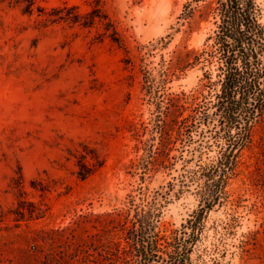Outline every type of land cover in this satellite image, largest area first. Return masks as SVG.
I'll use <instances>...</instances> for the list:
<instances>
[{
  "label": "rangeland",
  "instance_id": "rangeland-1",
  "mask_svg": "<svg viewBox=\"0 0 264 264\" xmlns=\"http://www.w3.org/2000/svg\"><path fill=\"white\" fill-rule=\"evenodd\" d=\"M90 1L37 4L49 9L66 3L84 12ZM210 1L216 5L100 0L120 34L118 46L97 39L98 27L50 23L36 8L27 13L23 4L0 0V264H121L123 255L114 254L125 242L109 225L130 199L158 207L162 242L174 236L193 241L186 264H264V121L240 151L225 194L201 217L195 213L201 204L197 184L184 170L198 158L185 168L183 160L171 158L181 154L179 142L170 158L149 157L151 145L160 147L154 119L168 95L202 89L206 98L200 102L219 90L218 84L203 87L205 71L217 80L215 66L203 62L162 73L175 52L208 48L217 28V18L203 8ZM254 1L264 26V0ZM205 135L204 141L193 131L186 149L198 146L209 163L222 141ZM82 144L104 159L84 180L73 156ZM19 199L34 203L41 216L20 218Z\"/></svg>",
  "mask_w": 264,
  "mask_h": 264
},
{
  "label": "trees",
  "instance_id": "trees-1",
  "mask_svg": "<svg viewBox=\"0 0 264 264\" xmlns=\"http://www.w3.org/2000/svg\"><path fill=\"white\" fill-rule=\"evenodd\" d=\"M7 1L23 4V11L27 13L36 8L39 16L50 23L65 22L88 29L98 27L97 39L108 38L123 46L120 34L100 0H91L90 8L84 12L66 3L46 9L38 5L37 0ZM212 3L210 1L203 7L206 13L212 12L217 18V28L206 40L212 41L208 48L200 53L191 49L175 52L162 73L166 77L169 71L176 72L190 63L203 62L215 66L217 71L216 81H211V74L205 71L207 82L203 87L212 88L218 84L219 90L211 100L200 102L199 97L206 98L202 89L191 95H168L164 109L154 119L160 147L157 151L152 150L153 145L148 149L150 160L155 162L160 153L170 158V151L179 142L181 154L171 158L183 160L184 168L189 161L198 158L194 168L184 170L197 184L201 204L195 213L199 217L225 194L224 187L235 173L240 151L251 143L254 126L264 121V26L258 20V7L254 0H215V6ZM191 12L188 7L186 18ZM186 111L188 114L184 115ZM193 131L201 135L202 140L207 131L211 138L222 141L218 155L209 163L202 161L201 151L197 154L198 146L186 149L194 142ZM81 148L73 156L76 175L84 180L103 165L104 159L87 144H82ZM184 152H188V159L184 158ZM15 181L21 192L24 182L21 171ZM184 182L182 179L180 190H183ZM31 184L34 186V181ZM142 202L135 203L130 199L127 208L119 211L117 218H112L109 231L119 230L125 242L114 255H123L121 264H186L189 244L192 245L193 241L174 236L162 242L157 230L159 209L151 201ZM15 213L20 218L26 214L29 218H38L41 209L32 202L19 199ZM189 225L194 229L190 220ZM115 245L119 247L120 241Z\"/></svg>",
  "mask_w": 264,
  "mask_h": 264
}]
</instances>
